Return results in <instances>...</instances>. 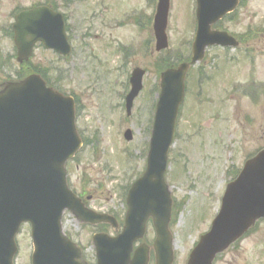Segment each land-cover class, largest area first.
I'll return each instance as SVG.
<instances>
[{
	"label": "rangeland",
	"instance_id": "rangeland-1",
	"mask_svg": "<svg viewBox=\"0 0 264 264\" xmlns=\"http://www.w3.org/2000/svg\"><path fill=\"white\" fill-rule=\"evenodd\" d=\"M47 3L66 17L73 52L62 59L36 47L31 67L21 66L25 73L30 69V73L47 74L56 89L77 98V127L85 143L75 161L66 164L67 178L71 189L87 200L89 209L116 218L119 226L106 230L110 236L120 232L126 192L144 172L160 74L168 64H188L185 97L165 175L173 199L169 226L173 264H186L193 244L208 231L217 214L226 185L246 160L264 149V87L260 85L264 82V0H242L236 15L215 28L231 34L237 46L227 51L218 47L205 50L202 60L192 66L195 0H170L168 48L159 53L152 32L157 0H0V89L7 68H19L10 30L15 11ZM246 57L254 60L253 67L245 62ZM164 61L168 62L165 67ZM136 67L146 75L131 116L126 118L124 97ZM221 70L222 78L209 79ZM242 75L248 76L255 89L238 84L244 82ZM256 85L260 91L252 97ZM127 129L133 133L129 143L123 139ZM62 228L80 247L84 262L94 264L95 228L77 222L67 212ZM256 231L249 243L235 250L238 253L225 252L215 264H250L255 255L264 259V252H259L264 251V223ZM153 241L154 230L148 222L142 243L151 251ZM16 243L14 264H31L28 225L21 227ZM148 264H154L151 253Z\"/></svg>",
	"mask_w": 264,
	"mask_h": 264
},
{
	"label": "water",
	"instance_id": "water-1",
	"mask_svg": "<svg viewBox=\"0 0 264 264\" xmlns=\"http://www.w3.org/2000/svg\"><path fill=\"white\" fill-rule=\"evenodd\" d=\"M238 0H196L197 29L192 63L201 60L209 46L234 47L225 33L210 32V26L233 12ZM169 0H158L153 24L155 50L168 47L166 26ZM14 44L18 62L27 61L36 43L64 57L67 43L63 19L46 8L24 11L14 19ZM187 65L161 74L160 94L155 109L146 169L128 192L127 213L122 232L115 238L95 235L96 264H147L148 249L133 245L151 219L155 231V264H171L168 224L171 198L164 173L173 142L178 109L184 99ZM144 71L136 69L125 98L127 115L142 90ZM124 138L131 140L130 131ZM80 147L69 99L46 89L37 77L9 84L0 92V264H13L17 253L15 237L29 224L33 254L31 264H84L79 249L62 233L65 210L88 224L113 219L97 216L82 206L68 191L64 164ZM264 218V151L247 161L222 196L220 208L190 253L187 264H211L214 257L242 237L257 220ZM133 252V253H132Z\"/></svg>",
	"mask_w": 264,
	"mask_h": 264
},
{
	"label": "flooded vegetation",
	"instance_id": "flooded-vegetation-1",
	"mask_svg": "<svg viewBox=\"0 0 264 264\" xmlns=\"http://www.w3.org/2000/svg\"><path fill=\"white\" fill-rule=\"evenodd\" d=\"M49 4L50 3H47V5L46 6H48L49 8H52L51 6H49ZM67 36H68V40H69V42L71 43V40H70V38H69V29H68V32H67ZM37 47H41V48H43L42 46H37ZM71 47H72V44H71ZM222 49V48H221ZM72 51H73V47H72ZM225 51H227V49H225ZM63 59V58H62ZM65 59H67V58H65ZM245 62H248L249 63V65L250 66H254V64H255V62H254V60H251L249 57H246L245 58ZM28 64L30 65V67H31V61L30 62H28ZM257 66V65H256ZM258 68V67H257ZM256 68V69H257ZM30 70V69H29ZM223 70H221L220 72H218L217 74H214L213 76H211L209 79L210 80H212V79H214V81H216V80H218L219 78H222L223 76H222V74H223ZM253 73V72H252ZM32 74H34V73H32ZM45 75H47V74H45ZM220 76V77H219ZM242 77H243V75H242ZM247 77V78H246ZM246 78V79H245ZM241 80H243L244 82L243 83H238V84H240V85H243L244 87H252V90L253 89H255V87L254 86H252L253 85V83H251V81H249V78H248V76L246 75L245 77H243V78H241ZM195 83H197L196 81H195ZM257 84H259V83H257ZM260 85H263V87H264V82L263 83H261L260 82ZM260 85H256L257 86V92H255L254 94H252V97H257L258 96V91H260V89H259V87H260ZM262 91H264V89H261ZM243 93H248L247 91H244ZM72 98H73V100H74V102H75V111H76V113H75V116H76V120L79 118V113H78V109H79V103H78V100H77V98L75 97V96H71ZM217 102H218V104L220 105V103H221V99L220 98H217ZM254 234V235H253ZM255 234H256V231L255 230H251V231H249V233L246 235V236H244V237H242L240 240H239V242L236 244V245H233V246H231L229 249H227L225 252H228V251H230V250H232V251H235V250H238V249H241V244H244V243H249V241H250V239L251 238H253L254 236H255ZM253 240V239H252ZM252 240H251V242H252ZM254 241V240H253ZM263 250H264V248H263ZM224 252V253H225ZM236 253H238L237 251H235ZM259 252H261V253H263L264 251H259ZM258 253V252H257ZM256 253V254H257ZM264 254V253H263ZM256 257H257V255H255L254 257H251L252 258V260L250 261V264H264V259H256ZM244 264H246V263H244Z\"/></svg>",
	"mask_w": 264,
	"mask_h": 264
},
{
	"label": "trees",
	"instance_id": "trees-1",
	"mask_svg": "<svg viewBox=\"0 0 264 264\" xmlns=\"http://www.w3.org/2000/svg\"><path fill=\"white\" fill-rule=\"evenodd\" d=\"M164 63H165V61H164ZM164 63H163V64H164ZM167 64H168V62H166V63L164 64V67H165ZM175 64H176V62L173 63V65H175ZM171 65H172V64H171ZM167 66L169 67L170 65L168 64ZM167 66H166V68H168Z\"/></svg>",
	"mask_w": 264,
	"mask_h": 264
}]
</instances>
